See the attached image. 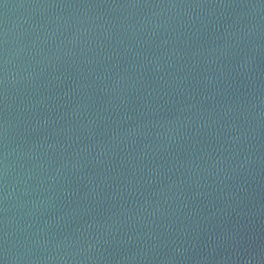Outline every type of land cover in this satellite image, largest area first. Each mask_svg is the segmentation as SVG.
Returning <instances> with one entry per match:
<instances>
[{
	"label": "water",
	"instance_id": "water-1",
	"mask_svg": "<svg viewBox=\"0 0 264 264\" xmlns=\"http://www.w3.org/2000/svg\"><path fill=\"white\" fill-rule=\"evenodd\" d=\"M0 264H264V0H0Z\"/></svg>",
	"mask_w": 264,
	"mask_h": 264
}]
</instances>
